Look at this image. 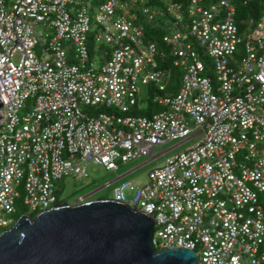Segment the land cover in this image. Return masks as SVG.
Returning a JSON list of instances; mask_svg holds the SVG:
<instances>
[{
    "label": "built area",
    "instance_id": "1",
    "mask_svg": "<svg viewBox=\"0 0 264 264\" xmlns=\"http://www.w3.org/2000/svg\"><path fill=\"white\" fill-rule=\"evenodd\" d=\"M157 1L101 0L92 18L83 0H0V232L17 200L29 214L60 204L56 182L86 175L88 163L116 170L117 160L197 137L150 169L132 198L131 182L110 198L153 216L155 249L264 264V2L240 29L232 0ZM155 12L167 25L159 42L145 33ZM152 83L146 99L163 108L129 114Z\"/></svg>",
    "mask_w": 264,
    "mask_h": 264
},
{
    "label": "water",
    "instance_id": "2",
    "mask_svg": "<svg viewBox=\"0 0 264 264\" xmlns=\"http://www.w3.org/2000/svg\"><path fill=\"white\" fill-rule=\"evenodd\" d=\"M156 224L111 198L63 202L33 217L22 213L0 232V264H206L186 247L155 249Z\"/></svg>",
    "mask_w": 264,
    "mask_h": 264
},
{
    "label": "rangeland",
    "instance_id": "3",
    "mask_svg": "<svg viewBox=\"0 0 264 264\" xmlns=\"http://www.w3.org/2000/svg\"><path fill=\"white\" fill-rule=\"evenodd\" d=\"M100 2L101 0H83V3L88 7V9H90V15L92 18L94 16L92 10H96ZM155 15L156 18L163 19V15L157 12H155ZM35 50L40 58L44 57L43 49L40 45H37ZM211 63H213L212 59ZM206 74H214L213 68L211 71H207ZM175 78L178 82L181 79V72L178 69L175 70ZM140 88L142 90L141 97L139 98L137 105L131 107L129 114H133V112H131L132 109L145 110L147 108L146 97L149 95V92L147 91L148 87L140 86ZM33 106L34 100H27L26 108H24L21 113H24L27 110H32ZM80 107L85 113L90 115L106 112L107 110L106 107H88L82 104H80ZM109 110L118 112L117 109L113 107L109 108ZM134 114L141 113L137 111V113ZM196 140L197 137L190 138L182 143H179V140L168 141L160 146H157L156 150H154L151 154H141L126 163L117 160L116 163L118 168L116 170H106L102 166L88 163L85 169L86 175H68L58 180L56 182V193L63 202L73 204L79 196L84 195L87 200L102 197L110 198L114 188L120 186L124 182H131L133 185L125 189L126 197L130 199L134 193V186L136 184L140 185L147 182V173L150 169L163 164L165 158L193 144ZM160 150H165V152L151 159L152 156H156ZM16 209L17 214H21L24 211V206L20 200L16 201ZM27 212L29 211L26 209L25 213Z\"/></svg>",
    "mask_w": 264,
    "mask_h": 264
},
{
    "label": "trees",
    "instance_id": "4",
    "mask_svg": "<svg viewBox=\"0 0 264 264\" xmlns=\"http://www.w3.org/2000/svg\"><path fill=\"white\" fill-rule=\"evenodd\" d=\"M210 1H215V0H205V3H208ZM232 2L236 10V15H235L236 21L240 29H243L245 26L243 20L245 18L247 17L256 18L260 15L264 0H232ZM147 4L153 9L155 8L158 9L162 7L161 3H159L157 0H148ZM166 26H167L166 21L164 19H159V18H156L155 21L150 22V23L145 22L146 36L150 39H153L159 42L161 40V36L167 30ZM175 70L176 68H173V67L171 68L172 79H171V85L169 86V91L171 92H174L180 83V80L178 82L175 78ZM147 87H148L147 91L149 92V95H150V93H152V91L154 90L155 85L152 83L150 85H147ZM162 108H163L162 105L154 103L150 99H148L147 108L145 110H137V109L133 110L132 109L131 112H133L134 114V113H137V111H139L141 113L140 115H150L153 112L160 111ZM106 111H110L109 108H107ZM59 202L62 203L63 201L60 200ZM25 212H26V207L24 206V211L22 213H25ZM21 214L16 213L15 218L17 219ZM35 214L36 212L30 213L32 217Z\"/></svg>",
    "mask_w": 264,
    "mask_h": 264
},
{
    "label": "crops",
    "instance_id": "5",
    "mask_svg": "<svg viewBox=\"0 0 264 264\" xmlns=\"http://www.w3.org/2000/svg\"><path fill=\"white\" fill-rule=\"evenodd\" d=\"M178 145V144H177Z\"/></svg>",
    "mask_w": 264,
    "mask_h": 264
}]
</instances>
